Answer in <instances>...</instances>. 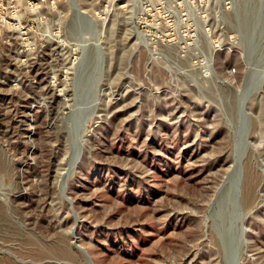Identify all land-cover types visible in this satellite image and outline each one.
I'll return each instance as SVG.
<instances>
[{
  "label": "rangeland",
  "instance_id": "1",
  "mask_svg": "<svg viewBox=\"0 0 264 264\" xmlns=\"http://www.w3.org/2000/svg\"><path fill=\"white\" fill-rule=\"evenodd\" d=\"M0 264H264V0H0Z\"/></svg>",
  "mask_w": 264,
  "mask_h": 264
}]
</instances>
